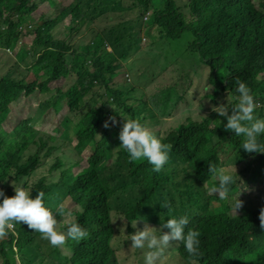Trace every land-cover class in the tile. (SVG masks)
Returning a JSON list of instances; mask_svg holds the SVG:
<instances>
[{"label": "trees", "instance_id": "1", "mask_svg": "<svg viewBox=\"0 0 264 264\" xmlns=\"http://www.w3.org/2000/svg\"><path fill=\"white\" fill-rule=\"evenodd\" d=\"M142 2L140 0L138 6ZM143 4L146 9L153 6L149 23L155 27L158 39L166 41L179 38L184 31L189 33L186 51L197 54L198 61L209 68L207 78L213 91L209 98L227 90L233 98L228 106L231 114L230 105L238 102L236 80L239 79L264 105V0H156L152 1L153 5H147V1ZM80 6L78 2H71L60 10L50 11L53 14L50 19L43 18L42 14L33 20L31 14L38 7L36 0H0V48L9 49L24 36L33 37L30 64L21 71L23 66L15 63L13 70L11 68L0 77V189L12 196L9 179L17 183L33 175L42 150L52 159L48 173L34 179L31 185L23 186L33 197L37 192H44L45 206L51 199L55 200L52 211L62 231L66 230L68 221L75 220L89 233L80 241L68 239L63 247L51 246L53 264H118L115 251L124 245L122 239L114 241L112 213L115 209L119 211L114 205L117 191L126 189L124 180L117 183L116 173L122 170H126L127 178L135 181L140 190L122 211L130 232L142 230L143 222L148 220L154 223L152 227L160 229L161 223L172 218L176 206L189 218L185 231L193 229L200 233V256H190L182 242L173 241L162 255L167 256L165 263L175 258L177 264H264V230L259 222L264 191L255 179L257 162H264V153L245 152L241 146L243 138L225 130L226 117L214 114L213 117L185 118L163 134L152 131L164 138L162 142L172 145L169 162L160 172H154L147 159L130 162L119 140L123 117L137 119L152 130L151 123L170 115L182 96L170 86L152 94L154 113H150L149 108L146 112L138 110L141 104L137 107L131 96H124L114 81L120 64L115 53L104 49L102 38L109 40L108 36L92 30L89 39L72 40V33L82 26L88 27L87 16ZM64 22L68 30L64 37L57 38L53 27ZM30 72L33 79L26 81ZM172 75L175 80L180 77L178 73ZM68 78L73 84L65 89L55 86V93L49 97L52 115L60 117L66 109H82L86 105L84 96L95 84L104 86L113 104L108 108L107 100H91L79 117L71 120L67 114L63 115L60 128L55 127L56 133L45 135V140L35 128L38 116H28L3 131L12 101L20 96L48 92L51 81ZM110 117L115 118V124ZM105 122L108 127H104ZM66 127L71 129L76 142L71 148L74 151L72 160L68 156L71 150L67 137L60 140L62 128ZM260 139L264 142V135ZM85 150L87 157L79 159ZM209 163L217 170H231L235 166L243 182L231 186L227 200L208 191L218 183V177L208 171ZM177 164L183 172L180 181L172 178ZM52 172L54 180L50 179ZM170 179L176 181L174 201L158 190L163 180ZM154 195L156 207H149ZM237 195L243 205L236 213L233 203ZM64 198L71 206L62 205L60 201ZM165 200L171 202V210L161 207ZM61 207L72 215L61 217ZM135 221L137 228L132 226ZM8 233L0 238V264H16L14 253L21 256L31 241L25 224H15L14 231L8 230ZM14 238L15 249L12 248ZM134 255L139 256L135 252ZM139 257L144 264V256Z\"/></svg>", "mask_w": 264, "mask_h": 264}, {"label": "rangeland", "instance_id": "2", "mask_svg": "<svg viewBox=\"0 0 264 264\" xmlns=\"http://www.w3.org/2000/svg\"><path fill=\"white\" fill-rule=\"evenodd\" d=\"M36 1L38 3V7L35 12L31 14L33 20L38 19V17L42 14L43 18H52L53 14L50 12L48 13V11L45 10L46 7L50 8L49 5L53 6L57 4L56 8L60 10L62 7L71 2L80 3V8L87 16L86 25L88 27L86 28L85 26H82L79 30H77V32L72 33V40L80 37L89 39L90 35L88 32L90 30H97V26L99 30L106 27V30L103 29L100 34L108 36L109 40L107 39L108 42L105 44V48L109 51L110 47L115 46L116 38L113 39L114 37L118 36L122 39V32L121 34L118 32L116 33L117 23L113 16V11L119 12V7L124 10L129 5L131 0H47L44 3H42V0ZM120 2L123 4L120 5ZM150 4L152 5L151 0ZM49 11H51V9ZM124 13L131 14V16H133V11H124ZM26 24H29V22ZM141 25H143L144 30L140 33ZM149 25L150 23L141 24V20L137 17H134L131 25H126V29L133 31V37H136L140 33L142 36L139 42L141 47L132 52L130 59H128L127 62L122 63V68L123 66L124 68L122 71L118 70L117 75L114 77V81L116 84L124 83L122 85L127 86L126 88L128 91L124 93V95L131 96L137 107L141 104L144 110L149 108V112L154 113L152 108V94L159 92L161 88L167 85L172 84V86H174L175 76L172 75L173 73H176V76L178 73L182 77V79H178V84L175 86V88L181 93L182 98L172 110V115H167L165 118L159 117V121L157 123H151V131L159 130L160 133H164L166 130L171 129V127H173L176 123L181 120H185V118L195 119L200 116L213 117L214 114L218 115L217 112L213 111V106H219L221 104L228 105L232 102L233 98L227 93H221L215 97V99L209 98V93L213 92L207 78L209 69L202 62L198 61L197 54L186 51L187 42L190 40L189 33L184 31L179 38L162 41L156 36L157 31L155 27L149 29ZM108 29H111V32L108 31ZM66 30H68V27L66 26V22H64L54 26L52 32L57 38H62L64 37ZM32 38V36L24 37L16 43L15 46L11 47L9 51L0 48V77L5 75L15 65V63L23 66L20 67L21 71H24V68L30 64V61L33 59L29 55ZM103 39L104 41H107L105 38ZM20 51H22V54H19ZM194 58H196V60ZM126 73H128V80H124V78L126 79ZM16 75L17 74L14 76ZM32 79L33 75L30 72L26 77V81H31ZM38 80L41 81L42 79L40 78ZM72 84L73 81L70 78L66 81H62L61 79L58 81H51L48 85V88L50 89L48 92L38 94L33 93L26 97H18L16 101L9 104L10 111L6 117L5 123H3V131L6 132L9 130V127L14 126L17 121L26 119L28 116H38V119L35 122V128L36 131L43 136L41 139L45 140V135H54L56 133L54 128H60L59 122L63 115L67 114V116L72 120V118L79 117L80 113L85 111L88 107V103H91V100L98 99L101 101L106 97L103 87L95 84L91 87L90 92L84 96L83 103L85 102L86 105L82 109L77 108L70 111L66 109L60 117L52 115L53 112L51 111L52 108H50L51 105L49 103V97L55 93V86L65 89L68 85ZM62 99L64 100V96ZM257 106L259 105L257 104ZM144 110L141 112H146ZM255 114L257 115L258 112ZM122 123L123 120L121 121V126H119V128L122 127ZM62 130L63 133H61L62 135L60 134V140H63L64 137L69 139V150L71 151H69L68 156L72 157L70 158L72 160L74 158V151L71 148L76 143L74 134L70 132L71 129L67 127L62 128ZM62 149L63 148L60 150L62 151ZM33 151H35V149H33ZM31 152L32 149L28 153ZM39 155L40 163L35 168V173H33V175L24 177L17 183L11 178L9 179L8 188L11 195L15 194L14 188H23V190L28 192V188L24 187L23 184L31 185V182L34 179L48 173V166L52 162L51 156L44 155L42 150L39 151ZM87 155L88 152L85 150L81 153V155H79V159L84 160ZM24 159H26V156L22 158V161ZM67 162H70L69 158L67 159ZM174 168L175 170L172 172V178L180 181L183 178V175L181 176V173L183 174V172L179 169L178 164L176 167L174 166ZM263 172L264 166L261 167L259 171L260 175L256 176V178L260 177V179L264 182V175H262ZM52 173L53 174L50 175V179L54 180L55 174L54 172ZM127 177L126 170L116 173L117 183L121 184V180H124L127 190H118V196L114 199L115 208L119 210L117 211L115 209L112 213L114 241L116 243L118 239H122V245H124L119 247L118 250L115 251V254L118 258V264H142L140 261L141 258L134 255V252L136 253L135 249L130 247L131 240L127 238L130 234L136 231L134 230V232H130L127 229L128 224L122 212L128 204L131 203V198L135 195V193L140 191L139 187L135 185V181L130 178L128 179ZM173 184H176V181L171 179L165 181L163 180L160 183V189L158 190L162 191L168 196V198H171V200L174 201L176 199V193L174 191ZM60 202L63 203L62 205L71 206V203L66 198L62 199ZM55 203V200L51 199L47 207L52 208ZM149 203V207H156L155 195ZM180 212L179 207L175 206L172 218L182 216ZM148 221L149 222H143L141 229H143L145 224L151 227L154 225L152 221ZM134 228H137V225ZM28 230L29 233L33 235V239H31V242L33 243L23 251L21 256H15L14 262L16 264H53L54 261L52 262V259L54 256H51V244L48 240L42 239L41 235L36 234V231H31L30 229ZM124 241L125 244L123 243ZM166 258L167 256H161L157 264H177L175 258L171 259L168 263H165Z\"/></svg>", "mask_w": 264, "mask_h": 264}, {"label": "clouds", "instance_id": "3", "mask_svg": "<svg viewBox=\"0 0 264 264\" xmlns=\"http://www.w3.org/2000/svg\"><path fill=\"white\" fill-rule=\"evenodd\" d=\"M45 1L47 0H43L42 3H44ZM139 1L140 0H131L129 5L124 10L119 7L118 3V7L121 12L113 11V16L116 19L117 23L116 33L118 32L119 34H121L122 32V39L118 36L114 37L113 39L116 38L117 43L115 46L110 47V50L108 52L115 53L117 61L120 64V68L118 69L119 71L123 70L124 66L122 68V63H125L128 59H130L132 52L141 47V44H139L142 38L140 33L144 30L143 25H141L139 35L133 37V31L126 29V25H131L134 17L139 18L141 20V24L149 23L151 19L153 6L150 7V9H146L143 4L144 1H147V5L150 4V0H143V2L138 6ZM152 1L156 0H151V2ZM120 3V5L123 4L122 2ZM49 6L50 8L46 7L45 9L48 12H50V9L51 11H54V8L57 7V4L53 5L55 7L51 5ZM124 11H133V16H131V14L124 13ZM20 27L21 26H19V28ZM152 27L154 26H152V23L150 22L149 29ZM96 28V31H100V33L103 29L106 30V27L100 30L98 29V26ZM92 30L86 32L90 33ZM108 31L111 32V29H108ZM107 42L108 40L104 41V45ZM6 50L9 51L10 48ZM125 77L126 79L124 78V80L129 79L128 73L125 74ZM178 79H182V77L180 76L176 78V80L174 79V86H172V84L167 85L161 88L160 91L170 86L175 87L178 84ZM122 84L124 83H119L117 88H121L123 90V93H126L128 91V89L126 88L127 86ZM236 84L238 85L237 91L239 93V97L237 103L230 105L232 107L231 114H229L228 112L229 104L213 106V111L217 112L220 116L226 117L227 122L226 124H224V128L226 131H232L236 136L243 138L241 146L243 147L245 152L264 153V142H262L260 139V137L264 135V105L259 100L254 98V96L251 94L250 89L245 83L237 79ZM102 87L105 92L104 86ZM160 91L158 93H160ZM221 93L229 94L227 90H224L220 93H216L213 99H215V97H217ZM105 100H107L108 102L106 103V106L110 108V103L113 104L111 102L112 97L106 96L103 101ZM257 104L259 106H257ZM138 110L142 111L144 110V108L140 106ZM256 112H258L257 115L255 114ZM109 119L112 120L113 124L116 123L114 117H110ZM104 127H108L107 122L104 123ZM150 129H152V127ZM157 131L159 132V130ZM159 134L163 133L159 132ZM163 139L164 138L162 136L157 137L151 130L145 128L139 122V120L123 117L122 127L119 131V140L120 146H122L128 154L130 162L147 159V162L152 165L153 171L160 172L163 167L169 162V153L172 149V145L170 143L162 142ZM68 140L69 139H67V141ZM257 163L259 166L258 170H256L255 176L260 175L259 171L261 167L264 166V162H261L262 164L259 162ZM208 171L209 173L215 174L218 177V183L213 184L208 189L209 193H218V197L221 200H227L231 191V186L237 184L238 181H240L235 166L231 170L225 168H220L219 170H217L214 164L209 163ZM262 175H264V172ZM255 179H257L258 183L260 184L259 186L262 185L263 190H261L263 192L264 182L260 179V177ZM242 183L243 182L240 181V184ZM14 193L15 194L12 196H7L4 194L3 190L0 189V197H2V201H0V238L8 236V230L14 231L15 224H25L27 226V230L30 229L31 231L39 232L41 238L48 240V242L53 247H63L68 239L80 241L88 237V231L82 228L81 225L75 220L67 222L66 230L62 231L58 227L59 221L57 220L56 215H54L52 208H48L47 206H45L44 192H37L33 197L31 193L26 192L25 190H23V188H14ZM238 195L233 203V208L236 213L237 210L243 205V201L238 199ZM161 207H166L168 210H171L172 205L171 202L165 200L163 203H161ZM82 211L83 210L81 209V212ZM59 213L61 217L65 215H72L71 211H66L63 207L59 209ZM259 222L261 229L264 230V206H262L259 211ZM188 223L189 218L187 215H182L179 218H168L166 222L161 223L160 229L145 224L142 230H137L136 232L130 234V236L127 238L131 240L130 247L135 249L136 253L139 254V256H144V264H157L159 258L164 254L165 250L172 245L173 241L177 243L182 242L188 254L192 257H197L201 255L199 251L200 233L198 230L193 229H188L187 231H185ZM132 226H136V221L135 223H132ZM164 228H167L168 231H161V229ZM157 230H159V235H157ZM28 234L30 235L31 239H33V235L29 233V230ZM14 242L15 238L12 241L13 249H15ZM32 243L33 242L30 241V244L27 247L32 245ZM27 247H25V249H27ZM14 256H20V254L14 253Z\"/></svg>", "mask_w": 264, "mask_h": 264}]
</instances>
